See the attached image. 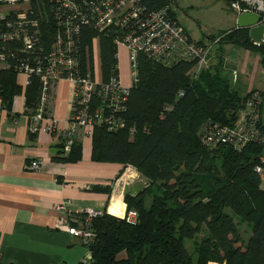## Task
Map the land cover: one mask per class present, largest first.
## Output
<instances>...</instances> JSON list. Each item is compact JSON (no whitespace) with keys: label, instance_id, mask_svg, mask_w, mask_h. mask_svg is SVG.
<instances>
[{"label":"trees","instance_id":"obj_1","mask_svg":"<svg viewBox=\"0 0 264 264\" xmlns=\"http://www.w3.org/2000/svg\"><path fill=\"white\" fill-rule=\"evenodd\" d=\"M232 1L237 0L229 3ZM169 2L143 0L142 4L158 11L168 7ZM33 5L47 9L55 2L33 0ZM41 26L50 42L51 29L45 23ZM120 35L116 27L104 33L83 28L81 46L85 53L90 50L93 80L97 77L98 59L103 84L120 75L116 58ZM215 43L239 45L260 54L264 61V45H253L248 29L231 30ZM222 54L220 48L215 55L219 63L210 65L195 79L192 70L196 61L165 65L140 53L121 117L124 126L109 131L104 121L94 123L93 160L131 165L148 181L136 196L127 193L124 197L127 212L138 213L136 224L107 211L92 220L90 229L96 237L89 250L95 264H264V176L255 171L261 163L263 147L254 142H207L208 128L214 124L232 127L255 92L240 97L234 87L230 89L229 77L223 76L221 69V65L225 66ZM11 68L0 69L4 107L11 110L15 97L25 93L26 105L33 114L39 101L40 81L33 78L23 91L17 82V70ZM82 69L86 70L84 61ZM100 88L97 85L93 108L100 105ZM261 95L260 113L264 103L262 92ZM62 141L58 161H80L81 140H75L68 153H64ZM92 190L110 193L112 188L96 186ZM243 224L251 230L247 241L240 228ZM195 239L196 260L185 244Z\"/></svg>","mask_w":264,"mask_h":264},{"label":"built area","instance_id":"obj_2","mask_svg":"<svg viewBox=\"0 0 264 264\" xmlns=\"http://www.w3.org/2000/svg\"><path fill=\"white\" fill-rule=\"evenodd\" d=\"M48 1L55 2V5L46 9L35 7L33 0H0V6L8 5L14 8L28 6L32 10L27 22L17 21L15 11H8V6L1 11L0 69L8 70L14 66L19 75L27 78L26 87L33 78L39 79L40 96L30 118V131L35 134L45 132L57 134L64 141V153H68L74 141L81 138L83 135L80 134L81 131L87 136H92L95 122L104 121L109 131L124 126L121 117L126 110L132 87L123 85L119 74L112 76L108 83L103 84L101 75L99 78L98 74L99 59L95 61L98 78L93 80L90 50L85 53L81 46L84 27H90L98 33H104L113 27L120 28L122 35L118 37L117 46H124L129 51L128 60L133 79L139 64L138 55L142 52L152 61H159L165 65L182 60L196 61L192 70L195 79L201 71L210 68L211 47L193 41L171 16L169 7L151 11L142 4L143 0ZM230 8L237 17L244 14L258 16L259 22L255 27H264V0L232 1ZM43 23L52 31L50 42L42 29ZM252 42L258 47L264 45V34L261 41ZM97 55L96 48L95 58ZM116 58L120 59L119 48ZM83 61L86 70L82 69ZM236 76L235 71L234 78ZM62 80H69L74 85L73 115L69 119V127L65 130L59 129L58 122L47 113L51 90L55 83ZM97 85H101L98 91L100 105L93 108ZM261 103V92L255 91L238 113V119L232 127L214 124L212 128H208L210 137L207 142L215 144L239 142L244 145L254 142L261 145L264 151V129L260 126ZM3 109V100L0 97V114ZM260 162L255 171L264 176V157L261 156ZM41 166V162L33 161L30 167L38 171ZM131 170V166L125 168L118 182L129 180ZM134 170L136 171L135 168ZM56 212L59 214L57 228L79 238L88 248L86 258L79 264H95L89 246L96 235L90 227L92 220L103 212L88 209L83 213H68L61 206L56 207ZM81 214L85 217H80ZM124 218L128 223L136 224L138 213L131 210Z\"/></svg>","mask_w":264,"mask_h":264},{"label":"crops","instance_id":"obj_3","mask_svg":"<svg viewBox=\"0 0 264 264\" xmlns=\"http://www.w3.org/2000/svg\"><path fill=\"white\" fill-rule=\"evenodd\" d=\"M216 44L214 41L213 46ZM233 45L226 48L238 46L245 53L242 61L233 62L232 70L243 76L250 72L253 80L246 95L260 91L264 98V83L257 80L258 75L253 77L264 72L260 68L264 64L262 56ZM211 58V66L219 63L215 55L211 54ZM229 62L225 59L222 71L228 68ZM17 82L25 91L27 78L19 75ZM133 82L132 77L129 85H125L127 82L123 84L130 87ZM71 93L72 87L67 81L55 83L51 90L47 113L58 122L61 130L69 127L72 116ZM31 115L32 109L26 105L25 93L16 96L11 110L5 108L0 114V264H79L86 258L88 248L79 238L57 228L59 214L56 207H64L68 213L95 209L124 218L128 213L125 195L136 196L148 181L136 170L130 181L118 182L126 167L93 160L92 136L85 135L83 131L80 132L83 134L80 138L82 159L74 163L59 162L61 137L47 132L31 133ZM260 126L264 128V103ZM33 161L42 163L40 170L31 169ZM96 186H109L112 190L110 193L93 191ZM261 189L264 190V179ZM240 228L247 241L251 235L250 228L246 224Z\"/></svg>","mask_w":264,"mask_h":264},{"label":"rangeland","instance_id":"obj_4","mask_svg":"<svg viewBox=\"0 0 264 264\" xmlns=\"http://www.w3.org/2000/svg\"><path fill=\"white\" fill-rule=\"evenodd\" d=\"M169 8L172 11V16L178 21L179 25L189 34V36L196 42L201 43L205 42L211 47V53L216 55L219 52V49L222 47L223 58L230 60L228 68H225L222 73L223 75L229 77V81L233 84L235 91L239 94L240 97L246 95V90L248 85L250 86L253 80L251 79V74L249 72L248 76H243L240 72H237V76L234 78L235 71L233 62L235 60L242 61L244 59V50L238 46L233 49H227L226 47L231 44H219L213 46V39L216 40L221 37L223 34L230 32L237 28V20L235 13L230 8L229 0H168ZM8 6V5H7ZM7 6H0V13L4 9H7ZM8 11H15L17 21L27 22L29 16L32 13V10L28 6H21L19 8H14L8 6ZM7 11V12H8ZM2 14V13H1ZM238 29V28H237ZM215 40V41H216ZM234 46V45H233ZM128 49L124 46L119 47V65H120V76L122 84L127 82L125 85L130 84L131 76L133 72L130 73L129 70V60L128 58ZM236 63V61H235ZM262 71H264V64L260 65ZM131 74V75H130ZM257 77V80L261 83H264V72L257 73L253 77ZM134 80V79H133ZM67 81L71 84L72 87V97L74 93V85L69 80ZM123 84V85H124ZM264 92V89H263ZM16 98V97H15ZM73 99L71 102V106ZM4 107V104H3ZM5 109V107H4ZM73 109V106H72ZM131 166V165H128ZM127 166V167H128ZM126 167V168H127ZM132 167V166H131ZM135 172L134 168L129 171V174L132 175ZM120 178V177H119ZM128 180H123V183ZM127 207V206H126ZM195 240H187L186 247L189 250L192 258L196 260L197 255L194 253L193 244Z\"/></svg>","mask_w":264,"mask_h":264},{"label":"water","instance_id":"obj_5","mask_svg":"<svg viewBox=\"0 0 264 264\" xmlns=\"http://www.w3.org/2000/svg\"><path fill=\"white\" fill-rule=\"evenodd\" d=\"M259 22L258 16L254 14H244L238 17L237 24L238 29H248L250 30V38L254 41H261L263 39L264 27H255ZM230 89H233V84L230 85ZM264 157V151L262 153Z\"/></svg>","mask_w":264,"mask_h":264},{"label":"bare ground","instance_id":"obj_6","mask_svg":"<svg viewBox=\"0 0 264 264\" xmlns=\"http://www.w3.org/2000/svg\"><path fill=\"white\" fill-rule=\"evenodd\" d=\"M113 210H110V212H112Z\"/></svg>","mask_w":264,"mask_h":264}]
</instances>
